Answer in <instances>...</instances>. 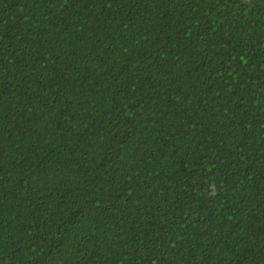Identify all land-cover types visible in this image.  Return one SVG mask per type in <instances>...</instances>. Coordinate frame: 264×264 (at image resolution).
<instances>
[{
	"label": "trees",
	"instance_id": "trees-1",
	"mask_svg": "<svg viewBox=\"0 0 264 264\" xmlns=\"http://www.w3.org/2000/svg\"><path fill=\"white\" fill-rule=\"evenodd\" d=\"M0 264H264V0H0Z\"/></svg>",
	"mask_w": 264,
	"mask_h": 264
}]
</instances>
